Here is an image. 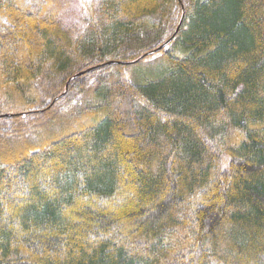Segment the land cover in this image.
I'll use <instances>...</instances> for the list:
<instances>
[{
  "label": "trees",
  "instance_id": "trees-1",
  "mask_svg": "<svg viewBox=\"0 0 264 264\" xmlns=\"http://www.w3.org/2000/svg\"><path fill=\"white\" fill-rule=\"evenodd\" d=\"M83 1L0 0V264H264V0Z\"/></svg>",
  "mask_w": 264,
  "mask_h": 264
},
{
  "label": "rangeland",
  "instance_id": "rangeland-1",
  "mask_svg": "<svg viewBox=\"0 0 264 264\" xmlns=\"http://www.w3.org/2000/svg\"><path fill=\"white\" fill-rule=\"evenodd\" d=\"M67 2H68V5L71 7V6H73V5H77L78 4V2H79V0H66ZM180 1H185V0H179V2ZM81 2H84L83 0H81ZM182 3V2H181ZM175 7V6H174ZM183 8V7H182ZM181 9V8H180ZM66 15H67V13H65ZM175 14H176V12H175ZM69 14L65 17L67 20H69ZM175 17H176V15H175ZM3 96H0V98H2ZM21 100H20V98H18V97H16L15 98V101H14V103H15V105L16 104H18L19 105V103L20 104H22V102H20ZM17 106V105H16ZM27 132V131H26ZM28 133V132H27ZM26 133V134H27ZM26 134H24V137H25V135ZM24 137L21 139L22 140V147H23V145L25 144V139H24ZM15 141V143H16V145H14V146H16V147H19L20 146V142H18V141H16V140H14ZM24 142V143H23ZM12 156H15V154L14 155H12Z\"/></svg>",
  "mask_w": 264,
  "mask_h": 264
},
{
  "label": "water",
  "instance_id": "water-1",
  "mask_svg": "<svg viewBox=\"0 0 264 264\" xmlns=\"http://www.w3.org/2000/svg\"><path fill=\"white\" fill-rule=\"evenodd\" d=\"M82 74V73H81ZM80 75V74H79Z\"/></svg>",
  "mask_w": 264,
  "mask_h": 264
}]
</instances>
